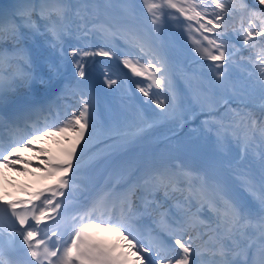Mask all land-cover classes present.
Returning <instances> with one entry per match:
<instances>
[{"label": "snow or ice", "instance_id": "1", "mask_svg": "<svg viewBox=\"0 0 264 264\" xmlns=\"http://www.w3.org/2000/svg\"><path fill=\"white\" fill-rule=\"evenodd\" d=\"M172 25L206 72L178 67ZM104 60L155 108L106 102L118 80L105 71L102 92L88 72ZM37 83L55 99L0 115V165L22 170L19 149L43 155L30 146L53 135L68 146L33 165L53 187L0 204V264H264V0H17L0 9V105ZM198 112L194 141L136 154ZM80 197L67 239L41 228Z\"/></svg>", "mask_w": 264, "mask_h": 264}, {"label": "bare ground", "instance_id": "2", "mask_svg": "<svg viewBox=\"0 0 264 264\" xmlns=\"http://www.w3.org/2000/svg\"><path fill=\"white\" fill-rule=\"evenodd\" d=\"M68 70L71 71V74L75 71L72 67ZM52 94L54 93L41 87L38 83L34 84L31 88L21 86L17 88V91L8 95L5 103L0 105V109L9 108L11 110L20 111L22 108L26 109L33 104L45 103L46 99H48ZM48 140L49 139H47V141ZM48 142L51 145L52 154H50V157L47 156V158L53 160L60 158L62 153L60 143L66 142L64 138L59 135H53ZM21 150H19L15 156H19L22 160L26 161V163L16 164L15 167L22 170L14 171L12 168H5L3 165H0V177L9 179L10 182L14 184L15 189L14 193H9L0 189V193L4 194L3 199L6 201H28L35 193L54 186L53 179L47 178L43 171L33 166L37 163H41V161L36 157V153L34 156L32 152L23 150L22 153ZM15 156L12 159H14ZM39 176H44V183L40 184L36 181ZM33 202L36 203V201ZM78 204L79 203L77 201L73 202V204L71 202L69 203V201H65L66 207L60 210L62 215L52 213V216H54L55 219L42 222L41 228L48 230L49 235H51L52 230H56L61 233L65 239L68 237L67 233L69 230H64V226L67 225V227L70 228L69 218Z\"/></svg>", "mask_w": 264, "mask_h": 264}, {"label": "rangeland", "instance_id": "3", "mask_svg": "<svg viewBox=\"0 0 264 264\" xmlns=\"http://www.w3.org/2000/svg\"><path fill=\"white\" fill-rule=\"evenodd\" d=\"M96 59L98 61H100L103 58L98 57ZM66 68H62V71L64 72L66 70ZM105 71H107L110 75H112L113 78H116L118 80V84L113 86L112 92L104 97V100L106 102H111L114 98L117 101H119L120 98L123 97V101H125L123 103H127L126 95L132 94L134 96V99L141 101L143 103V106H145L146 108H149V107H151L153 109L155 108L154 105L145 104L144 103V100H145L144 97L138 96L136 84L135 83H129V81L130 80H132V81L140 80L139 77L132 76L131 72L128 69H124L123 65H121L119 63V61L104 60L103 63H96L90 67L88 72L91 76V79H92L94 86L97 89L101 90L102 92L108 91L106 86L103 83ZM128 85H130V88L128 87ZM127 108H130V107H127ZM123 110L129 111V112L142 111L141 107H139V106H138V108L136 107L133 109H123ZM201 115L202 114H200V113H196V115H194L191 119H189L183 126L185 127L188 123L195 121L196 118L199 119V117ZM173 126H175V127H173ZM173 126H171L169 124H164V125L159 126L150 136L146 137L141 142V144L138 146V148H141L143 153H156V154H160V153H164V152L172 150L175 146V139L177 137V134L175 133V131H179V133H180L179 135H181V133L184 132L180 125H173ZM47 139L50 140L51 137L50 138L47 137L43 140H39L30 146V147L35 148V149L43 150V153H44L43 155H41L40 153L35 152V151H29L27 149H24V150L32 152L34 156L36 153V157L40 161L46 160V159H48L47 156L50 157V154H52L51 145L49 144V142H48L49 140L47 141ZM183 142H185V141H181V143H183ZM67 146H68L67 141L65 143H62V142L60 143V147H61L62 151ZM103 165L104 164L100 165L99 168L96 170L97 174H99V171ZM43 178H44V176L43 177L39 176L36 179V181L40 184L44 183ZM0 183H6L7 189L13 188V185L10 184V180L7 178L6 179H0ZM64 229H67V226H65ZM100 235L102 238H104L108 241H112V242H114L117 239L115 234H112V233H101Z\"/></svg>", "mask_w": 264, "mask_h": 264}, {"label": "trees", "instance_id": "4", "mask_svg": "<svg viewBox=\"0 0 264 264\" xmlns=\"http://www.w3.org/2000/svg\"><path fill=\"white\" fill-rule=\"evenodd\" d=\"M168 39L171 43V55L173 59L177 62L178 66L184 63H189L191 65L192 72L207 71V69H202L200 67L201 63L207 62H200L196 58H194V53L192 52V44L187 39V36L182 29H178L174 25L170 26L168 30ZM236 71L239 72L240 70ZM199 126L195 127L194 130H190L186 135H189V137L191 135H197Z\"/></svg>", "mask_w": 264, "mask_h": 264}, {"label": "water", "instance_id": "5", "mask_svg": "<svg viewBox=\"0 0 264 264\" xmlns=\"http://www.w3.org/2000/svg\"><path fill=\"white\" fill-rule=\"evenodd\" d=\"M249 3H251V2H249Z\"/></svg>", "mask_w": 264, "mask_h": 264}]
</instances>
